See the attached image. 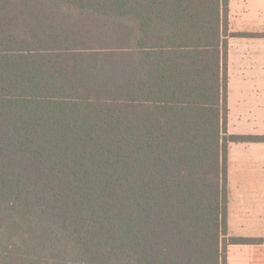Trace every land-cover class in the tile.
<instances>
[{"label":"trees","instance_id":"16d2710c","mask_svg":"<svg viewBox=\"0 0 264 264\" xmlns=\"http://www.w3.org/2000/svg\"><path fill=\"white\" fill-rule=\"evenodd\" d=\"M229 0H0V264H227ZM87 24L91 28H86ZM93 25L98 29H94Z\"/></svg>","mask_w":264,"mask_h":264},{"label":"crops","instance_id":"0c3cea01","mask_svg":"<svg viewBox=\"0 0 264 264\" xmlns=\"http://www.w3.org/2000/svg\"><path fill=\"white\" fill-rule=\"evenodd\" d=\"M252 0H241L242 19L237 32L231 30L229 13L232 14V0H229L228 33L229 34H258L260 37L231 36L227 40V77L229 66L232 67V49L238 51L234 62L240 63L241 71L256 64L250 45L255 40H264V28L248 29L243 26L246 14ZM240 50V51H239ZM264 65V58L262 60ZM241 83H247L251 92L248 96L230 94L229 77L227 89V135L229 136H264V75L246 76L239 74ZM241 100L232 103V97ZM233 109L235 113H233ZM239 126L238 132H231V127ZM228 214L227 223L240 222L247 232L233 233L232 237L264 239V142H233L227 147L226 158ZM229 230V229H228ZM229 235V234H228ZM252 252L259 258L256 264H264V247L254 246ZM242 264H247L242 258Z\"/></svg>","mask_w":264,"mask_h":264},{"label":"rangeland","instance_id":"374dc122","mask_svg":"<svg viewBox=\"0 0 264 264\" xmlns=\"http://www.w3.org/2000/svg\"><path fill=\"white\" fill-rule=\"evenodd\" d=\"M232 14L229 13V20H230V26L232 27V32L239 30L240 23L242 19V12H241V0H232ZM247 18L245 17V23H243V26L248 29H261L264 28V0H252L251 5L249 7V12L246 14ZM86 28H91L88 24ZM94 29H98L97 26L93 25ZM264 32V30L262 31ZM252 54L256 58V64L252 65L250 67H246L245 71H241L240 63L236 62L235 66L233 65L234 62L237 59V50L235 47L232 49V67L229 66L228 70V77L230 83V89L228 92L230 94H239V90H242L243 95L248 96L251 92V88H249V85L247 83H241V79L239 77V74L242 73L246 76H252V75H264V65L262 60L264 58V40H255L250 45ZM240 51V50H239ZM239 61V60H238ZM241 100L236 98L235 96L232 97V103L234 104V107L236 108L235 101ZM233 113H235V110L233 109ZM240 130L239 126H232L231 132L235 133ZM228 236L232 237L234 236L233 233H241V232H247L245 228L242 227L241 223L236 221L235 223H231V226L228 225ZM237 237V236H235ZM259 245H247V246H241V245H231L227 249V264H242V258L246 261L247 264H256L258 261V256L256 254H252V252H246L245 250H254V246L264 247V239L258 238Z\"/></svg>","mask_w":264,"mask_h":264}]
</instances>
